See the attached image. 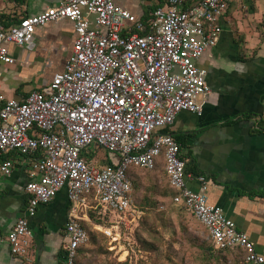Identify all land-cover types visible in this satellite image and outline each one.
<instances>
[{
	"label": "built area",
	"instance_id": "built-area-1",
	"mask_svg": "<svg viewBox=\"0 0 264 264\" xmlns=\"http://www.w3.org/2000/svg\"><path fill=\"white\" fill-rule=\"evenodd\" d=\"M164 1L147 24L114 0H63L10 26L0 20V70L15 62L10 44L31 49L37 26L62 19L73 24L71 53L46 86L23 100L8 98L0 87V172H12L14 154L26 158V216L66 189L63 264H74L88 240L79 214L86 196L98 201L101 215L123 221L137 211L127 169H152L160 155L176 190L173 202L204 225L214 247H241L245 264H264L247 234L209 201L206 178L187 171L180 143L162 131L182 110L201 114L197 99L210 89L197 61L216 44L229 0ZM94 147L118 162L100 165L87 157ZM26 216L16 219L6 238L13 255L29 260L33 233Z\"/></svg>",
	"mask_w": 264,
	"mask_h": 264
},
{
	"label": "crops",
	"instance_id": "crops-1",
	"mask_svg": "<svg viewBox=\"0 0 264 264\" xmlns=\"http://www.w3.org/2000/svg\"><path fill=\"white\" fill-rule=\"evenodd\" d=\"M62 1L0 0V17L10 26ZM114 2L143 24L157 6L166 7L164 0ZM219 23L216 44L197 61L207 70L210 89L197 99L201 114L182 110L162 131L180 143L187 171L206 178L209 201L220 206L237 229L247 234L255 251L264 256V0H229ZM73 38V24L62 19L37 26L31 49L10 44L15 62L0 70L5 95L23 100L31 91L46 86L51 76L64 68ZM34 77L39 78L35 87L18 90ZM99 151L103 152L97 149L92 158L100 165L118 162V156L105 151L98 157ZM13 158L12 172H0V264H63L68 241L64 226L70 208L67 191L60 189L51 201L38 206L34 216H26L27 160L15 154ZM161 165L163 155L155 161L156 168ZM190 186L200 190L197 182ZM89 197L87 208L79 213L87 221V211L95 200ZM21 216L27 217L33 233L29 260L13 255L6 238Z\"/></svg>",
	"mask_w": 264,
	"mask_h": 264
},
{
	"label": "rangeland",
	"instance_id": "rangeland-1",
	"mask_svg": "<svg viewBox=\"0 0 264 264\" xmlns=\"http://www.w3.org/2000/svg\"><path fill=\"white\" fill-rule=\"evenodd\" d=\"M45 71V70H44ZM39 81V78L34 77L27 84H22L18 87L23 89L25 87L33 88L35 83ZM102 150V149H101ZM104 150L99 151L98 157L103 156ZM141 177L145 180L144 185L137 186L135 190L138 194L136 197L139 203H136L137 211L134 214L127 213L123 216V221L118 218L110 220L107 218L98 220V223H94L91 218L92 209H88L89 220H82L87 233L96 232L94 242L91 241L90 235L85 243L86 252L88 255V262L91 264H113V262L121 263L127 262V264H190V258L188 255H175L170 254L172 261L163 257L167 254V251H172L170 246L179 248L178 243L171 245V239L173 238V230L176 225H179L180 216L173 211V209H179L180 206L174 204L163 206L160 203L156 204V200L159 199L157 194L150 192L149 176L146 173H142ZM162 177L159 182L162 181ZM152 180V179H151ZM133 188V184H132ZM90 195H87L88 198ZM91 197L88 199L90 200ZM93 204V203H92ZM138 204V205H137ZM94 214V213H93ZM96 214L94 217L96 218ZM119 221V223H116ZM110 232L111 234L107 233ZM195 235L205 237L203 229L195 230ZM145 242H156L160 245V250L151 251L145 248ZM103 247L106 250L105 253H98L97 249ZM158 260H161L160 263Z\"/></svg>",
	"mask_w": 264,
	"mask_h": 264
},
{
	"label": "trees",
	"instance_id": "trees-1",
	"mask_svg": "<svg viewBox=\"0 0 264 264\" xmlns=\"http://www.w3.org/2000/svg\"><path fill=\"white\" fill-rule=\"evenodd\" d=\"M0 20L3 22L1 17ZM93 149L95 150L94 152H96L97 149L99 150V148L97 147H94ZM94 152L92 154H94ZM86 156L90 157L92 155L91 153H89L86 154ZM142 173H146V175L149 176L150 181H152L149 189L150 192H153L154 194L156 193L159 197V199L156 200V204L160 203V205H162L161 207L172 204L173 198L176 194V190L170 183L169 178L165 172V161L164 165H161L159 168H156V166H154L152 169H146L140 166L133 165L127 169V176L133 184L132 197L134 202L139 203L138 199L136 198L138 197L136 196V194L138 193L135 191L137 189V186L141 187L142 185H144L145 180L141 177ZM161 177L163 179L161 182H159V179ZM99 208L100 205L98 204V201L94 200L90 208L94 211L91 214V218L93 219L94 223H98V220L107 218L106 215H101L99 213ZM173 211H175L180 216V218L178 223L179 225H176L174 227L172 233L173 238L171 239L170 244L173 245L174 243H178L179 248L177 249L173 246H170L172 251H167V254L163 257H166L168 260L172 261V257L170 256V254L173 253L175 255L182 256L188 255L191 260L190 264H245L246 251L243 248H215L213 242L209 238L206 239L205 237L195 235V230L198 229H203L206 236L208 235V231L204 227V225H202L195 218V216L191 212H189L186 207L180 206L179 209H173ZM93 213L97 215L96 218L94 217ZM82 225L86 229L83 221ZM95 234L96 232L90 231L88 233V238L90 235L91 241L93 242L95 240ZM145 248L155 252L160 250V245L156 242H145ZM86 251L87 250L85 248V244L78 247L74 264H91L88 262V255ZM97 251L98 253H105L106 250H103V247H99ZM160 261L161 260H158L159 263ZM113 264H127V262H113Z\"/></svg>",
	"mask_w": 264,
	"mask_h": 264
}]
</instances>
